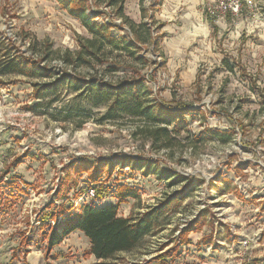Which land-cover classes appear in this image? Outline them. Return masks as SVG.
<instances>
[{"label":"rangeland","instance_id":"obj_1","mask_svg":"<svg viewBox=\"0 0 264 264\" xmlns=\"http://www.w3.org/2000/svg\"><path fill=\"white\" fill-rule=\"evenodd\" d=\"M221 1L164 0L155 15L158 24L152 25L158 42L137 55L149 61L143 67L110 46L100 55L108 61L67 64L68 52L81 51L78 38L94 37L62 0H0V43L52 74H0V264H101L79 232L47 252L55 222L49 220L44 229L41 218L49 211L67 216L84 205H115L122 186L136 190L140 199L123 204L121 217L136 218L168 197L174 201L154 234L113 264H160L156 258L164 252L172 256L166 264H264V0H252L255 6L238 15H223ZM149 4L126 0L125 15L153 24L141 12ZM89 5L87 15L108 24L112 36L133 38L115 9ZM210 17L219 28L215 33ZM224 60L240 67L230 72ZM109 68L116 72L107 73ZM74 78L114 86L143 80L144 105L150 100L179 116L177 126L168 128L171 143L155 142L148 131L157 126L123 112L104 119L108 106H97L86 84L75 92ZM214 131L232 133L233 139L222 143ZM97 161L109 163H103L96 187L88 173L68 168ZM149 161L158 175L126 167ZM163 173L192 178L197 187L177 197L182 186L163 180ZM101 184L110 191L104 199L87 200ZM202 213V231L182 243L180 232ZM23 236L29 247L22 246ZM165 243L169 246L161 251Z\"/></svg>","mask_w":264,"mask_h":264},{"label":"trees","instance_id":"obj_2","mask_svg":"<svg viewBox=\"0 0 264 264\" xmlns=\"http://www.w3.org/2000/svg\"><path fill=\"white\" fill-rule=\"evenodd\" d=\"M142 3L145 0H140ZM164 0H150L148 9L142 6L141 12L143 18L148 14V18L153 24L140 23L137 24L130 20L125 15V3L126 0H62L65 4L67 11L74 18L79 19L83 22L84 27L87 28L89 33L94 37L92 39H85L79 37V44L81 46V51L75 55L68 52L66 55L68 58L65 59L67 64H72L77 66L81 63H89L92 58H97L100 62L108 61V58L104 56L100 58V55H104V48L106 46L112 47L113 50L122 51L128 53L130 56L134 57L138 63L145 67L149 64L145 56H138L139 53H143L146 50L145 46L148 43L156 44L159 36L156 34L154 37V32L152 25L158 24L154 22L156 13L161 9ZM96 5L100 7L102 4L109 8L115 9L116 16L120 18L124 23L129 25L130 33L133 38L119 37L115 38L110 32V27L108 24L100 25L96 23L94 17L87 15V10L90 5ZM150 12V16H149ZM210 24L214 30V33L219 30L216 21L210 17ZM159 29L165 27V24H159ZM164 35V34H163ZM163 37V36H160ZM3 48V56L0 58V74H18L24 75L30 78L41 77L44 75H52L50 71L44 72L43 69L38 68V63L34 60H27L24 56L20 57L19 51L15 49H10L9 45L2 42L0 43ZM104 50V51H103ZM224 64L228 67L230 72L234 71V68L240 67L238 62L230 64L229 61L224 60ZM41 71V72H38ZM108 72H116V68H109L105 70ZM105 74V72H104ZM71 78V77H70ZM55 83L61 85L62 81H56ZM90 83V84H89ZM144 81L139 79H128L122 85L114 86L111 83L104 82H88L74 78V91H82L84 84L89 87V91L97 98V106H108V115L104 119H114L115 116H119V113H125L130 115L134 119L144 120L157 126L155 129L148 131L150 138L155 142L162 144L165 143V147L168 143H171L170 134L168 128L176 125L179 121V116L175 110L166 108L164 105L157 108V106L151 105V101L147 100L148 104L144 105L145 102L142 98V90L144 86ZM146 88V87H145ZM35 91V90H34ZM148 95V92H145ZM264 126V120L262 122ZM264 131V127H263ZM213 135L218 137L222 143H229L233 139L232 133H220L217 131L213 132ZM163 145V144H162ZM161 145V146H162ZM134 161L140 163L141 160ZM103 163L107 164L109 162L97 161L96 164L92 163H72L69 165V171L76 174L88 173L90 182L96 187L100 184V180L103 177ZM131 164L126 165V167H133L134 169H139L140 171H147L148 175H158L157 170L153 169V164L151 161L149 163L143 162L144 166L138 167L135 162H129ZM136 167V168H135ZM157 167V166H156ZM10 166L7 167L9 169ZM112 168V166H111ZM111 170V169H110ZM6 170L5 174L8 173ZM153 171V172H152ZM110 172L105 180L108 181L111 178ZM71 176V173L68 174ZM160 175V174H159ZM162 175V174H161ZM165 181H170L169 184L172 186L181 185V189L177 192L176 196H186L187 193L193 192L197 187L196 180L192 178H187L179 174L172 175L168 173H163ZM171 178H170V177ZM229 180H226L228 182ZM104 182V183H105ZM106 183V184H107ZM229 183V182H228ZM96 188V198L104 199L105 195L108 194L109 188ZM78 197V196H76ZM117 204L107 205L104 207L96 206H83L81 210L75 215H65L64 211H49L44 212L41 218L42 224L45 227L48 221H54L55 226L51 227L48 234V244H46L47 252L53 249L55 246L60 245L65 239L76 232L83 233L89 240L91 248L90 255L95 257L96 260L101 261V264H113V262L118 259L117 256L120 253H130L136 250L142 241L154 234V232L159 228V221L163 218L169 211V208L174 201L173 197H168L161 201L155 207H149L143 214H140L136 218L134 217H121L119 215L120 207L125 204L129 199H140L138 192L129 187H119L116 191ZM183 197V198H184ZM242 197V196H241ZM53 205V204H51ZM264 209V204H263ZM206 223L205 213L197 216L182 232H180L182 243L187 241V236L191 233H196L202 231ZM207 241L211 240V237H206ZM22 246L29 247V239L23 236ZM171 240L168 242L170 243ZM169 246L165 243L161 251ZM177 253H175L176 255ZM169 252H164L156 258L160 264H166L171 258Z\"/></svg>","mask_w":264,"mask_h":264},{"label":"built area","instance_id":"obj_3","mask_svg":"<svg viewBox=\"0 0 264 264\" xmlns=\"http://www.w3.org/2000/svg\"><path fill=\"white\" fill-rule=\"evenodd\" d=\"M254 5L252 0H222L219 4V10L223 15L231 13L238 15L242 9L252 8ZM95 198V190H90L87 200Z\"/></svg>","mask_w":264,"mask_h":264},{"label":"crops","instance_id":"obj_4","mask_svg":"<svg viewBox=\"0 0 264 264\" xmlns=\"http://www.w3.org/2000/svg\"><path fill=\"white\" fill-rule=\"evenodd\" d=\"M164 4V3H163ZM167 25V24H166ZM212 27V26H211ZM213 29V28H212ZM219 31V30H218ZM79 233H81V232H79ZM83 234V233H82Z\"/></svg>","mask_w":264,"mask_h":264}]
</instances>
